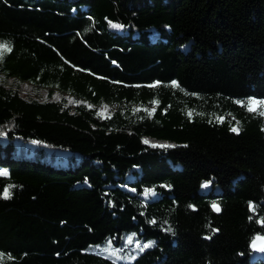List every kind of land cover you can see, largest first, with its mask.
I'll return each instance as SVG.
<instances>
[{"label": "trees", "instance_id": "1", "mask_svg": "<svg viewBox=\"0 0 264 264\" xmlns=\"http://www.w3.org/2000/svg\"><path fill=\"white\" fill-rule=\"evenodd\" d=\"M0 43V264H264V0H0Z\"/></svg>", "mask_w": 264, "mask_h": 264}, {"label": "rangeland", "instance_id": "2", "mask_svg": "<svg viewBox=\"0 0 264 264\" xmlns=\"http://www.w3.org/2000/svg\"><path fill=\"white\" fill-rule=\"evenodd\" d=\"M7 83L11 86L18 87L21 90V92L26 94V96L28 97H39L42 99L48 98L49 89L41 88L29 82H18L13 79L8 80ZM62 96H63L62 93L56 92L53 93L52 97L55 99H60ZM69 99L72 103H75V101L72 98L69 97ZM260 104L261 103L256 105L254 108H258ZM113 108H116L115 104L104 105L100 107L99 111L105 115L108 114ZM22 150L29 151V154H33L35 151H37L38 158L49 161L54 164L56 163L67 164L70 162L72 166H75L78 163V158L76 155L73 156L70 152L56 150L45 145L41 146L37 142L27 143L23 145ZM0 172H6L7 174L6 170L0 169ZM134 237H135V232L129 231L125 235V240L129 244L132 243ZM262 255H264V253Z\"/></svg>", "mask_w": 264, "mask_h": 264}, {"label": "snow or ice", "instance_id": "3", "mask_svg": "<svg viewBox=\"0 0 264 264\" xmlns=\"http://www.w3.org/2000/svg\"><path fill=\"white\" fill-rule=\"evenodd\" d=\"M10 46H8L6 43H0V59H2V53L3 52H6V51H10ZM260 102L258 101H249L248 104H249V111H253L254 110V107L256 105H258ZM262 115H264V113H262ZM233 132H238V129L237 128H232L231 129ZM167 147V146H166ZM0 175H6V172H0ZM10 196V191L8 189H5L4 191V194H3V198H9ZM213 209L215 211H219V208L218 206L216 205H213ZM150 245H144V247H149Z\"/></svg>", "mask_w": 264, "mask_h": 264}, {"label": "water", "instance_id": "4", "mask_svg": "<svg viewBox=\"0 0 264 264\" xmlns=\"http://www.w3.org/2000/svg\"><path fill=\"white\" fill-rule=\"evenodd\" d=\"M218 206L219 211L217 213H221V207L219 204H215ZM252 250L258 255L261 256L264 253V235H257L255 240L252 243Z\"/></svg>", "mask_w": 264, "mask_h": 264}]
</instances>
